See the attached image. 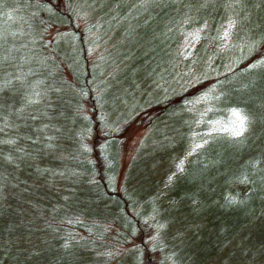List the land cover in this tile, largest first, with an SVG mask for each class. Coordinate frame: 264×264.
<instances>
[{
	"label": "trees",
	"instance_id": "16d2710c",
	"mask_svg": "<svg viewBox=\"0 0 264 264\" xmlns=\"http://www.w3.org/2000/svg\"><path fill=\"white\" fill-rule=\"evenodd\" d=\"M0 264H264V0H0Z\"/></svg>",
	"mask_w": 264,
	"mask_h": 264
},
{
	"label": "rangeland",
	"instance_id": "374dc122",
	"mask_svg": "<svg viewBox=\"0 0 264 264\" xmlns=\"http://www.w3.org/2000/svg\"><path fill=\"white\" fill-rule=\"evenodd\" d=\"M142 136V130H138L135 133H132V135L129 137L128 143H127V148H126V153H125V160H124V165L127 164V161L132 154V151L138 141L140 140V137Z\"/></svg>",
	"mask_w": 264,
	"mask_h": 264
},
{
	"label": "snow or ice",
	"instance_id": "6c2138e0",
	"mask_svg": "<svg viewBox=\"0 0 264 264\" xmlns=\"http://www.w3.org/2000/svg\"><path fill=\"white\" fill-rule=\"evenodd\" d=\"M234 115L237 117L238 120V129L235 131V135H241L242 132L245 130V124H246V117H242L240 113H234Z\"/></svg>",
	"mask_w": 264,
	"mask_h": 264
}]
</instances>
